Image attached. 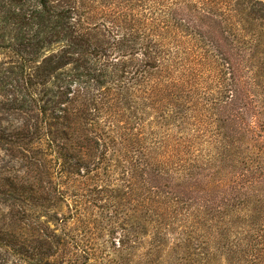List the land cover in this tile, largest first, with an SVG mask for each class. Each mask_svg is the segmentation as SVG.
Here are the masks:
<instances>
[{"label":"trees","instance_id":"obj_1","mask_svg":"<svg viewBox=\"0 0 264 264\" xmlns=\"http://www.w3.org/2000/svg\"><path fill=\"white\" fill-rule=\"evenodd\" d=\"M5 48L28 264H264V0H0Z\"/></svg>","mask_w":264,"mask_h":264},{"label":"rangeland","instance_id":"obj_2","mask_svg":"<svg viewBox=\"0 0 264 264\" xmlns=\"http://www.w3.org/2000/svg\"><path fill=\"white\" fill-rule=\"evenodd\" d=\"M6 54H8L6 56ZM11 57V58H9ZM13 54L8 49H1L0 51V69L3 66V69H9L11 64L16 62V58L14 59ZM8 72L10 70H7ZM17 71V69H16ZM15 71V73H16ZM14 73V74H15ZM12 76L15 79V76ZM11 89H6L0 91V129L12 130L21 126L23 123L22 120H18L16 115L8 114L5 111V108H8L10 104L15 102L17 96L12 93ZM12 115V116H11ZM45 141L42 145H30L29 148L19 149L15 145L9 144H0V264H28L25 257H22L18 254L19 243L22 242L21 239L27 240L28 238H5L6 230L8 227H13L12 229L17 230L18 225L24 226L26 224H34L35 218L37 214L32 211L27 212L25 209H21L18 206V203L11 201L10 198H6L3 193L9 191V188L13 184L17 183H27L32 184L36 182V168L37 166L40 168H44V164H48L43 153L46 150ZM44 146V147H43ZM17 148V149H16ZM36 148L41 153L36 158ZM37 159V160H36ZM41 168V169H42ZM45 171V168H44ZM41 182L43 186L49 188L50 178L47 173H44L43 178H41ZM49 190V189H48ZM66 195L65 199L60 197L56 200L55 208H51L54 210V218L49 214H40L42 223H47V225L51 226V228H56V226L62 225L57 224V220L62 216H68L71 210L67 207L68 203L71 202L67 199L71 197L77 196L79 191L73 189H65ZM6 198V199H5ZM47 204L51 207V203L47 202ZM56 212V213H55ZM39 215V214H38ZM120 233L117 232L111 239V242L119 246ZM46 239V238H42ZM108 240L107 238H105ZM88 240V238L82 239Z\"/></svg>","mask_w":264,"mask_h":264}]
</instances>
